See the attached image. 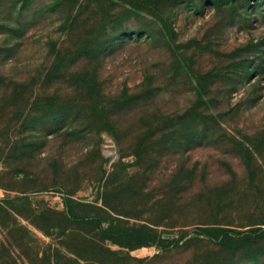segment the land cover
I'll list each match as a JSON object with an SVG mask.
<instances>
[{
    "label": "rangeland",
    "instance_id": "1",
    "mask_svg": "<svg viewBox=\"0 0 264 264\" xmlns=\"http://www.w3.org/2000/svg\"><path fill=\"white\" fill-rule=\"evenodd\" d=\"M0 264H264V0H0Z\"/></svg>",
    "mask_w": 264,
    "mask_h": 264
},
{
    "label": "trees",
    "instance_id": "2",
    "mask_svg": "<svg viewBox=\"0 0 264 264\" xmlns=\"http://www.w3.org/2000/svg\"><path fill=\"white\" fill-rule=\"evenodd\" d=\"M66 122L67 121H64L63 124H66ZM37 123L48 125L49 123H51V121L50 120L49 121H42V120L37 121L36 120L32 124H37ZM9 201H10V197H6L4 200L1 201V203L9 205V203H10ZM110 210L113 211V209H111V208H110ZM64 215H65L66 219H78V220H83V221L88 220L87 218L77 216L76 213L74 212V210L71 207H69L68 203H66V213H64ZM100 226H102V225L100 224ZM199 228H203V227H199ZM214 230L215 229H213V231ZM110 231H111V235H110L111 237H106V238H110V239L114 240L115 242H118L122 246H126L130 249H135V248L143 246V245H150V244L156 243V236H157L156 234H150L148 232L144 233L143 231H134V230H123V232L122 231L121 232H114L113 226H109L105 232L109 233ZM206 231L210 232L211 229H206ZM209 235L213 236L212 234H209ZM118 236H121L124 239H117V238H119ZM123 240H126V241H123Z\"/></svg>",
    "mask_w": 264,
    "mask_h": 264
}]
</instances>
